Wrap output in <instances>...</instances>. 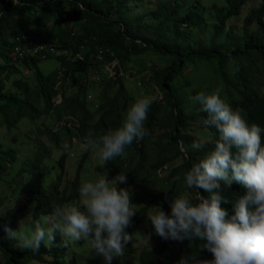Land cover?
Returning <instances> with one entry per match:
<instances>
[{
  "label": "clouds",
  "instance_id": "1",
  "mask_svg": "<svg viewBox=\"0 0 264 264\" xmlns=\"http://www.w3.org/2000/svg\"><path fill=\"white\" fill-rule=\"evenodd\" d=\"M195 1L198 5L184 12L191 11L200 18L203 16L209 27L222 22L231 30H235L231 21L238 19L242 7L249 4L248 12L235 31L241 30L245 16L261 3L258 0V5L253 6L254 0H242L237 12L233 13L236 5H231L228 0L221 5L215 0ZM12 3L20 5V0H12ZM143 3L140 2L141 5ZM156 3L157 0L155 6ZM247 29L255 30V24L250 23ZM13 48L16 58L11 60L15 64L20 63L21 73L29 79L31 86L36 75L33 59L37 60V69L43 78L51 83L44 97L48 98L52 114L42 116L44 119L25 128L37 129L47 125L56 130L61 123L75 135L66 136L62 145L54 147L47 134H38L30 139L23 148L28 149L23 151L16 148L15 143L3 142L2 146L9 147L15 155L23 152V159L26 158L24 152L30 151L38 140L44 148L39 152L42 163L38 170L27 166L15 195L0 201V222L2 209L15 201L22 202L24 208L33 205V209L17 211L4 218V222L11 221L10 226L14 225L4 230L9 239L16 241L13 242L15 258H10L6 264H88V259L95 264H138L140 251L153 247H157L156 254L145 258L152 264H264V128L256 123L249 125L243 110L235 109L225 101L235 98V91L231 90L229 96L221 94L220 88L211 92L201 91L195 96L190 93L191 102L199 111L207 113V117L199 122L203 127L193 122V130L215 128L218 139L214 141V147L184 174V183L188 189H203L209 193V198L200 196L198 192L194 200L187 195H175L170 202L169 216L160 208L159 202L156 204L154 201L156 193L165 184L168 162L155 168L156 177L151 172L154 153L145 147L143 149L140 143L149 135L148 112L155 101L152 93L158 92L156 85L146 87L128 69L117 70L113 66L114 60L102 62L100 50L93 58L102 64L98 71L92 72L86 68L72 71L57 61V56H65L68 63L69 60L81 62L84 60L82 51L74 52L57 48L52 43H36L28 39ZM24 58H32L27 61V66L23 64ZM44 59H54L57 64L43 72L39 63ZM199 64L201 68L206 67ZM258 88L260 93H264V77ZM114 94L119 96L118 105L109 100ZM64 105L67 112L73 110L90 119L85 129L86 136L81 135L78 115L66 112L61 118L56 117V109H63ZM19 129L24 130L23 127ZM201 140H194L191 147L202 148L205 138L201 137ZM27 142L28 139L24 144ZM72 142L79 143L84 150L69 170L64 167L65 162L72 154L80 153L76 146L71 145ZM184 148L177 141L176 152L179 150L186 156ZM136 149H139V159L145 162L144 168L137 171L143 178L146 176L144 185L130 169L123 171L114 167L116 158L126 159ZM89 151L94 152L92 168L83 165ZM6 157L10 160L14 155ZM103 169L110 174H101ZM89 172L99 174V178L86 179ZM180 179L179 175L174 178L175 181ZM233 180L244 187L246 194L233 201L234 214L229 217L221 207V201H230L222 195L224 189L220 182L228 187ZM25 224L30 227L33 224L34 228L25 229ZM56 235L67 249L61 255L57 253L50 257L43 250L55 242ZM169 239H187L189 243L199 241L198 251L207 250L212 255L199 261L193 254L181 259L164 258L158 249L162 241L168 244ZM1 250L2 245L0 264H3L6 251ZM38 251L39 258L34 255Z\"/></svg>",
  "mask_w": 264,
  "mask_h": 264
},
{
  "label": "trees",
  "instance_id": "2",
  "mask_svg": "<svg viewBox=\"0 0 264 264\" xmlns=\"http://www.w3.org/2000/svg\"><path fill=\"white\" fill-rule=\"evenodd\" d=\"M141 1L149 0H20V5H13L12 0H0V201L15 195L21 174L27 166L38 170L42 163L39 152L44 149L38 140L30 151L24 152L26 158L23 159V152L15 155L9 147L2 146L4 141L15 143L16 148L23 151L28 149L23 148L30 139L38 134H47L49 143L54 147L62 145L66 136L75 135L61 123L56 130L47 125L37 129L25 128L44 119L42 116L52 114L48 98L44 97L51 83L37 69V60L23 59L24 66L32 60L36 68L33 86L22 75L18 66L20 63L15 64L11 60L16 58L14 45L27 39L36 43H52L57 48L74 52L82 51L84 60L81 62L69 60L68 63L65 56L56 57L59 64H65L72 71L86 68L96 72L102 62L114 60L113 66L117 70L128 69L146 87L156 85L158 92L152 93L155 101L148 112L149 135L140 143L143 149L145 147L154 153L151 172L156 177L155 168L168 162L165 184L156 193L154 201L156 204L159 202L160 208L169 216L170 202L175 195H187L194 200L198 192L200 196L209 198V193L203 189H188L184 183V174L214 147V141L218 139L215 128L193 130L192 123H199L207 117V113L199 111L191 102L190 93L195 96L201 91L211 92L220 88L221 94L229 96L233 90L236 97L224 100L231 107L242 109L249 125L256 123L264 128V93H260L258 88L264 77V0L245 16L239 31L228 29L222 22L209 27L203 16L200 18L191 11L184 12L198 5L195 0H157L151 10L142 8ZM228 1L236 5L232 11L236 13L242 0ZM250 23L255 24V30L247 29ZM98 50L102 62L94 59ZM199 63L206 67L201 68ZM109 100L115 105L120 101L118 94ZM66 108V105L63 109L57 108L56 117L61 118L67 112ZM67 113L79 116L81 135L86 136L85 129L90 119L73 110ZM21 127L23 131L19 129ZM187 130L189 132L185 133ZM201 137L205 138L203 147L193 149V141H202ZM177 141L185 147L186 156L179 150L176 152ZM137 151L139 149L129 153L126 159L116 158L114 167L123 171L130 169L144 185L146 176L143 178L137 171L144 168L145 162L139 159ZM6 155L14 157L8 160ZM178 175L181 179L175 181ZM220 183L224 189L222 195L230 201H221V207L230 217L234 214L233 201L246 194V190L235 180L228 187L223 181ZM24 207L17 200L2 209L0 245L6 251L3 264L15 258L13 242H16L9 239L4 230L14 225L10 226L11 221L4 222V218L17 211L33 209V205ZM23 227L28 230L34 228L33 224ZM16 229L18 227L13 230ZM45 247L43 252L50 257H55L57 253L61 255L67 249L57 235L55 242ZM198 249L199 241L189 243L187 239H169L168 244L162 241L158 250L160 256L169 259L193 254L199 261L212 255L207 250ZM156 250L157 247L142 249L138 264H152L145 258L154 256ZM34 255L39 258V251ZM87 261L88 264H95L91 259Z\"/></svg>",
  "mask_w": 264,
  "mask_h": 264
},
{
  "label": "rangeland",
  "instance_id": "3",
  "mask_svg": "<svg viewBox=\"0 0 264 264\" xmlns=\"http://www.w3.org/2000/svg\"><path fill=\"white\" fill-rule=\"evenodd\" d=\"M217 1L220 5L221 4H226V1L225 0H215ZM258 0H254L252 5L253 6H256L258 5ZM155 6V0H152L151 3L147 4L146 2H144L142 4V8H144L145 10H149V9H152L153 7ZM252 6V7H253ZM249 10V4H245L243 7H242V13L241 15H239V18L236 19V20H232L231 21V24L235 27V30H238L240 25H241V22H242V18L243 16L248 12ZM252 28V27H250ZM57 62L54 60V59H44L42 60L40 63H39V66L40 68L43 70V72H48L49 70L53 69L55 66H56ZM29 126H27L28 128ZM2 129V127H0ZM71 145H74L76 146V148L78 149V151L80 152L79 154H72L71 158L68 159L65 164H64V167H67L69 170H71L73 168V165H75V158H77L81 152H83V148L80 146L79 143H76V142H72ZM91 160H95L94 159V152L93 151H89L88 155H87V158L84 160L83 162V165L86 166V167H91L92 168V165H91ZM91 171V170H89ZM102 173H106V175L108 176L110 173L108 172V170L106 169H103L101 174ZM87 178H92L94 180L98 179L99 178V174H95L94 172H89L87 173L86 175V179ZM72 247H75V246H72Z\"/></svg>",
  "mask_w": 264,
  "mask_h": 264
}]
</instances>
